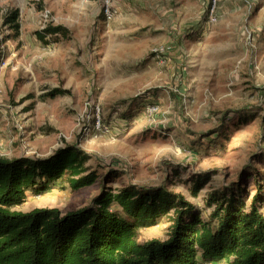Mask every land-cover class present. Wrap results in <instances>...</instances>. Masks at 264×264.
<instances>
[{
	"label": "rangeland",
	"instance_id": "1",
	"mask_svg": "<svg viewBox=\"0 0 264 264\" xmlns=\"http://www.w3.org/2000/svg\"><path fill=\"white\" fill-rule=\"evenodd\" d=\"M189 1L190 13L179 0H109L116 13L106 19L101 0H0V156L46 157L73 144L100 177L118 172L108 179L113 189L165 186L207 219L209 193L244 169L264 170V0H216L213 11L211 0ZM15 9L17 33L5 22ZM47 23L67 27V37L40 41L36 31ZM182 34L210 39L172 57L169 41ZM160 47L165 54L154 56ZM54 88L62 93L48 95ZM205 172L209 180L193 195ZM100 177L76 190L67 181L28 193L12 209L86 206ZM169 225L164 217L140 228L138 240H165Z\"/></svg>",
	"mask_w": 264,
	"mask_h": 264
},
{
	"label": "trees",
	"instance_id": "2",
	"mask_svg": "<svg viewBox=\"0 0 264 264\" xmlns=\"http://www.w3.org/2000/svg\"><path fill=\"white\" fill-rule=\"evenodd\" d=\"M17 18V9L5 18L16 33ZM47 35L66 38L68 28L47 23L36 31L44 43ZM60 93L54 88L48 95ZM91 157L73 144L46 157L0 156V264H264V170L244 169L238 181L209 193L212 210L203 219L192 202L165 186L113 189L108 179L118 172L109 168L100 177L86 165ZM259 162L264 165V154ZM99 177V191L86 206L65 213L57 207L12 209L28 193L40 195L67 181L76 190ZM209 178V172L197 176L193 195ZM164 217L170 221L165 240H138V229Z\"/></svg>",
	"mask_w": 264,
	"mask_h": 264
},
{
	"label": "crops",
	"instance_id": "3",
	"mask_svg": "<svg viewBox=\"0 0 264 264\" xmlns=\"http://www.w3.org/2000/svg\"><path fill=\"white\" fill-rule=\"evenodd\" d=\"M235 1L236 0H222V2L224 4H226V6L235 5L236 4ZM178 4L180 5V7L182 9H184V8L188 9V10H184V11L189 12V13H190V10L192 8H194L193 2L189 1V0H179ZM191 16L192 15H189V14L187 15V17H189V18H191ZM186 23L184 25L191 26L188 22H186ZM174 38H176V37H174ZM212 38L215 39V37H213V36H212ZM206 39H210V38H208V36L205 37V38L202 37V36L197 37V38L196 37H191V36L185 37V35L182 34L180 40L179 39L178 40L175 39V40H172V41L170 40L169 43L172 44V52H171L172 53V57L175 56L176 54L179 55V53L181 51L182 52L186 51L189 54H191L193 52H196L195 50L197 48L199 49V48L205 47L207 45L206 44L207 41H205ZM204 50H206V49H204ZM153 54H154V56H156L154 52H153ZM162 54H165V52L162 53Z\"/></svg>",
	"mask_w": 264,
	"mask_h": 264
},
{
	"label": "built area",
	"instance_id": "4",
	"mask_svg": "<svg viewBox=\"0 0 264 264\" xmlns=\"http://www.w3.org/2000/svg\"><path fill=\"white\" fill-rule=\"evenodd\" d=\"M101 1H102V4H103L102 7H104L103 12H104V15H105L106 19H111V17H113V14L116 13V9H114L112 6L109 5V0H101ZM215 2H216V0H211L212 11H213V9L216 6ZM212 13H211V15L209 17V22L215 20V19L211 18L212 17ZM153 52L157 56V55H160V53L161 54L164 53L165 52V49L163 47L155 48V49H153ZM147 110H149L150 112H155V111L158 110V107L152 105L151 107H149V109L147 108ZM94 121H95V124H94L95 127L97 129H99L100 128L101 120L99 119L98 114L96 115V118H95Z\"/></svg>",
	"mask_w": 264,
	"mask_h": 264
}]
</instances>
